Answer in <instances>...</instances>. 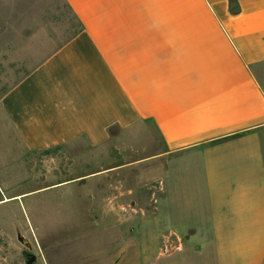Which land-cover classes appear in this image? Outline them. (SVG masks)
Returning <instances> with one entry per match:
<instances>
[{
    "label": "crops",
    "instance_id": "0c3cea01",
    "mask_svg": "<svg viewBox=\"0 0 264 264\" xmlns=\"http://www.w3.org/2000/svg\"><path fill=\"white\" fill-rule=\"evenodd\" d=\"M67 2L78 29L53 52H38L43 36L22 37L35 50L30 70L0 93L9 155L0 167L34 164L59 148L68 157L143 149L163 160L154 184L161 199L209 205L206 259L181 264H264V0ZM147 157L93 171L85 165L88 174L52 185L93 180L90 195L76 200L102 204V219L120 220L128 237L139 228L121 223L138 217L124 215L123 184L108 175ZM173 219L162 242L168 252L186 247L185 239L202 251L198 219L188 218L184 230Z\"/></svg>",
    "mask_w": 264,
    "mask_h": 264
},
{
    "label": "rangeland",
    "instance_id": "374dc122",
    "mask_svg": "<svg viewBox=\"0 0 264 264\" xmlns=\"http://www.w3.org/2000/svg\"><path fill=\"white\" fill-rule=\"evenodd\" d=\"M77 29V17L67 0H0V93L32 67L29 57L35 45L23 42L22 37L43 36L44 44L38 52L41 50L45 57ZM109 147L101 154L92 151L91 156L71 157L67 149L59 148L36 155L34 164L30 158V164L25 165L12 163V159L10 164L0 167V262L110 264L120 253H123L120 264H134L142 254L141 264H164V260L181 264L206 259L209 205L170 204L161 199V190L154 184L160 185L155 180L164 174L163 160L147 157L144 154L151 152L143 149L123 154L115 149L110 151ZM7 152L5 140L0 137V160L9 156ZM144 157L152 160L146 158L136 168L108 175L109 181L123 184L124 215L138 217L121 221L123 227L139 228L128 237L115 225L120 220L102 219V204L76 200L90 195L93 180L52 185L64 178L88 174L83 171L85 165L93 171ZM89 159L90 163L85 162ZM110 194L114 196L115 192ZM171 217L172 224L181 230L188 218L198 219L201 234L194 239L203 245L202 251L188 246L185 239L186 247L168 252L167 244L162 242L168 236Z\"/></svg>",
    "mask_w": 264,
    "mask_h": 264
},
{
    "label": "water",
    "instance_id": "95a60500",
    "mask_svg": "<svg viewBox=\"0 0 264 264\" xmlns=\"http://www.w3.org/2000/svg\"><path fill=\"white\" fill-rule=\"evenodd\" d=\"M35 261V257H32L31 262Z\"/></svg>",
    "mask_w": 264,
    "mask_h": 264
}]
</instances>
